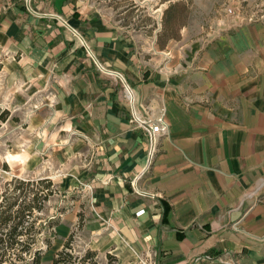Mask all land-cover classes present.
Listing matches in <instances>:
<instances>
[{
  "label": "crops",
  "instance_id": "0c3cea01",
  "mask_svg": "<svg viewBox=\"0 0 264 264\" xmlns=\"http://www.w3.org/2000/svg\"><path fill=\"white\" fill-rule=\"evenodd\" d=\"M95 5L0 0V112L49 161L81 166L71 206L97 246L152 264H264V24L188 23L160 44V9L147 33ZM73 31L122 75L132 103ZM133 110L169 125L149 165ZM75 222L61 223L66 235Z\"/></svg>",
  "mask_w": 264,
  "mask_h": 264
},
{
  "label": "rangeland",
  "instance_id": "374dc122",
  "mask_svg": "<svg viewBox=\"0 0 264 264\" xmlns=\"http://www.w3.org/2000/svg\"><path fill=\"white\" fill-rule=\"evenodd\" d=\"M162 0H95V6L105 9L115 15L118 23L122 26H127L131 29H142L150 33L155 28V20L157 18L156 10L160 9L161 16L158 20L161 24L163 10L166 8L168 2L161 3ZM227 0H218L214 6L206 13L200 14L199 9L189 7V14L180 20L183 23L175 32L173 36L177 37V32L188 23L192 26L196 24H203L202 27H208L214 21L221 20L223 17L230 18L226 15L225 5ZM258 0H248L250 4ZM125 11V13H124ZM159 13V12H158ZM159 13V14H160ZM235 24L239 23L235 19L230 18ZM195 23V24H194ZM178 27V26H177ZM166 35L161 38L162 44ZM12 107H9L11 110ZM0 122L8 119L7 122L0 124V199L4 190L5 182L15 177L23 180H34L38 178H46L51 176L55 193L49 197L45 203L44 210L40 213L42 224L48 225L50 222L57 221L58 224L52 228L55 236L51 240V245L46 248L42 240L39 241V247L43 251L41 264H52V259L56 252L59 251L67 236L61 225L62 222L70 221L76 217V222L70 230L75 231L73 239V247L78 253L89 249L96 253L97 264H152L153 258L150 255L141 252L135 253L128 247L127 250L121 254L115 255V249L108 245L97 246L93 243L90 233L81 229L77 230L78 223L83 213L74 212L71 203L77 200L78 192V170L81 166L74 159L64 164H59L58 159L49 161V155L44 152L43 148H38L36 145L37 138L30 134V129L26 126L20 125L17 116H8L9 113L4 110L0 112ZM17 127V128H16ZM22 127V128H21ZM57 178V179H56ZM60 179V180H59ZM48 235L50 230H44ZM107 255L115 257L116 260L108 258Z\"/></svg>",
  "mask_w": 264,
  "mask_h": 264
},
{
  "label": "trees",
  "instance_id": "16d2710c",
  "mask_svg": "<svg viewBox=\"0 0 264 264\" xmlns=\"http://www.w3.org/2000/svg\"><path fill=\"white\" fill-rule=\"evenodd\" d=\"M163 2L168 4L163 10L157 34L159 43L164 35L166 40L174 37L173 32L183 24L180 20L188 16L191 5V0H162L161 3ZM53 188V182L48 178L23 180L13 177L5 182L0 199V264H41L43 251L39 247V241L42 240L46 248H49L55 236L52 228L58 224L57 221L48 225L39 222L45 203L55 193ZM48 229L50 232L46 235L44 230ZM81 229L82 218L77 226V230ZM74 236L75 231H72L51 263L97 264L95 252L86 249L78 253L75 250ZM107 257L116 260L110 255Z\"/></svg>",
  "mask_w": 264,
  "mask_h": 264
},
{
  "label": "built area",
  "instance_id": "2783aa9c",
  "mask_svg": "<svg viewBox=\"0 0 264 264\" xmlns=\"http://www.w3.org/2000/svg\"><path fill=\"white\" fill-rule=\"evenodd\" d=\"M32 0H24L26 5L29 7ZM226 15L230 18L235 19L239 23L245 24H264V0H258L250 4L248 0H227L225 5ZM75 36L81 38L82 46L84 47L86 57L92 62L94 68L107 76L115 77L123 82V90L125 97L132 103V93L129 86L124 82L122 75L109 68L104 62H102L87 44L83 41L80 34L73 31ZM132 123L135 130L139 131L143 140L146 142V159L147 164L154 159L157 152V140L160 137L166 136L169 133V125L165 119L164 114L156 117H141L134 110L132 111ZM135 192H139L136 186H133ZM144 211L140 210L136 215L142 214ZM207 260H211L210 257H206ZM218 261L224 263L221 258Z\"/></svg>",
  "mask_w": 264,
  "mask_h": 264
}]
</instances>
